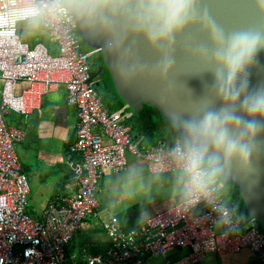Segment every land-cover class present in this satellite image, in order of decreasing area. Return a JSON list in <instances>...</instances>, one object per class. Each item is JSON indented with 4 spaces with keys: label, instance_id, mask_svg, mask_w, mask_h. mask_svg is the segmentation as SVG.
Returning <instances> with one entry per match:
<instances>
[{
    "label": "built area",
    "instance_id": "obj_1",
    "mask_svg": "<svg viewBox=\"0 0 264 264\" xmlns=\"http://www.w3.org/2000/svg\"><path fill=\"white\" fill-rule=\"evenodd\" d=\"M32 9L40 14L31 15ZM36 18L58 45L56 54L19 34V23ZM94 54L95 50L82 49L75 20L62 0H0V264H146L149 257L180 248L190 251L166 264H195L210 252L229 255L244 249L252 254L247 264H264V233L256 220L245 217L237 230L216 232L218 212L203 199L187 211L182 202L168 207L128 231L99 207L100 178L122 171L127 153L145 159L154 174L183 169L173 155L179 139L144 149L136 146L128 122L132 113L125 107L109 109L96 88ZM20 82L27 86L18 90ZM58 85L65 86L67 103L77 111L76 137L68 155L81 158V171L74 182L76 191L61 201L52 199L41 218L34 219L26 212L30 186L15 152L24 132L9 126L4 117L31 114L42 95ZM221 187L217 180L211 188L216 205L236 208L221 196ZM92 215L107 234L106 251L92 254L89 245H83L79 253L68 256L66 247Z\"/></svg>",
    "mask_w": 264,
    "mask_h": 264
},
{
    "label": "clouds",
    "instance_id": "obj_2",
    "mask_svg": "<svg viewBox=\"0 0 264 264\" xmlns=\"http://www.w3.org/2000/svg\"><path fill=\"white\" fill-rule=\"evenodd\" d=\"M250 5L264 18V0ZM75 7L114 56L112 70L123 84L141 76L165 80L175 64L177 38L191 28L204 34V42L191 47L211 81L198 109L180 122L173 155L183 169V210L203 199L218 212L216 232L237 230L243 219L238 208L216 205L211 188L234 166L245 177L255 170L264 138V83L253 85L252 75L264 53V29L226 31L209 18L201 0H78ZM30 14L39 15V9ZM139 45L155 56L152 66L138 55L129 59Z\"/></svg>",
    "mask_w": 264,
    "mask_h": 264
},
{
    "label": "crops",
    "instance_id": "obj_3",
    "mask_svg": "<svg viewBox=\"0 0 264 264\" xmlns=\"http://www.w3.org/2000/svg\"><path fill=\"white\" fill-rule=\"evenodd\" d=\"M26 86V82H20L18 90ZM66 98L65 86L58 85L42 95L39 108L31 114L8 113L4 117L9 126L24 132V138L15 145V152L30 186L26 212L34 219L41 218L52 199L59 198L58 201H61L76 191L74 182L81 171L82 161L79 156L68 155V146L75 140L78 119L76 108L69 105ZM111 102L116 107H110L107 103L109 109L122 108L115 99ZM128 122L132 140L140 149L159 142L172 144L177 139L175 129L164 123L154 111L143 110L137 115L132 114ZM102 138L108 143L104 135ZM131 156L130 165L127 159L122 171L100 178L97 194L99 207L116 216L124 231L182 202L184 187L182 171L154 174L149 171L145 159ZM221 196L228 203H234L239 214L246 217L233 190L229 189V194ZM108 241L98 218L92 215L82 222L80 230L66 247V254L79 253L83 245H89L92 254L102 253L106 251ZM189 251V248L175 249L163 256L149 257L146 264L174 262ZM251 257L247 249L229 255L210 252L195 264H247Z\"/></svg>",
    "mask_w": 264,
    "mask_h": 264
},
{
    "label": "water",
    "instance_id": "obj_4",
    "mask_svg": "<svg viewBox=\"0 0 264 264\" xmlns=\"http://www.w3.org/2000/svg\"><path fill=\"white\" fill-rule=\"evenodd\" d=\"M62 2L73 16L81 40L100 55L98 71L93 77L101 76V80L105 81L107 95L134 115L143 110L154 111L164 123L172 126L180 137V122L198 109L205 84L211 81L210 74L201 73L191 47L203 43L204 34L198 28H191L177 38L174 49L175 64L165 80L141 76L123 84L112 70L114 56L109 53L102 38L83 23V18L75 7L78 0ZM201 8L207 11L212 21L226 31L247 27L264 29V18L255 14L250 0H201ZM134 55H138L146 66H152L156 61L155 56L143 45H139L137 52L129 59ZM252 83H264V53L258 57ZM260 143V153L254 160L255 170L251 176L245 177L234 166L228 176H220L217 180L222 186L228 185L229 189L234 191L245 216L254 218L264 233V138ZM207 163L205 160L206 165Z\"/></svg>",
    "mask_w": 264,
    "mask_h": 264
},
{
    "label": "rangeland",
    "instance_id": "obj_5",
    "mask_svg": "<svg viewBox=\"0 0 264 264\" xmlns=\"http://www.w3.org/2000/svg\"><path fill=\"white\" fill-rule=\"evenodd\" d=\"M19 34L23 37L24 40L32 43V42H42L44 43L51 51L52 54H56L58 52V45L53 42L50 39L49 34L43 30L39 26V19H30L23 21L19 23ZM82 49L84 50H93L89 45H87L83 40H82ZM99 60H100V55L99 54H94L92 57V61L94 62L93 67H92V72L95 74L98 71V66H99ZM97 79H100L99 83L96 85L97 90L99 91L104 103L110 106V107H116L111 101L113 99L106 95V85L105 81L101 80V76L97 77ZM17 153H18V148H17ZM127 159L129 160V165H130V157H132L129 153L126 154ZM234 186V185H233ZM221 194H229V186L225 185L221 187L220 190ZM240 202H238V205ZM79 251V250H78Z\"/></svg>",
    "mask_w": 264,
    "mask_h": 264
},
{
    "label": "trees",
    "instance_id": "obj_6",
    "mask_svg": "<svg viewBox=\"0 0 264 264\" xmlns=\"http://www.w3.org/2000/svg\"><path fill=\"white\" fill-rule=\"evenodd\" d=\"M176 135H177V139H180V137H179V135L177 134V132H176Z\"/></svg>",
    "mask_w": 264,
    "mask_h": 264
},
{
    "label": "flooded vegetation",
    "instance_id": "obj_7",
    "mask_svg": "<svg viewBox=\"0 0 264 264\" xmlns=\"http://www.w3.org/2000/svg\"><path fill=\"white\" fill-rule=\"evenodd\" d=\"M95 54H97V51H95Z\"/></svg>",
    "mask_w": 264,
    "mask_h": 264
}]
</instances>
